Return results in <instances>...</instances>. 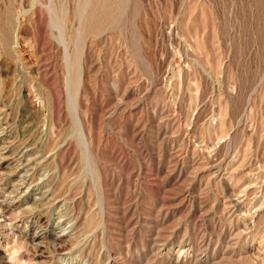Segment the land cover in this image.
Instances as JSON below:
<instances>
[{"label":"rangeland","instance_id":"rangeland-1","mask_svg":"<svg viewBox=\"0 0 264 264\" xmlns=\"http://www.w3.org/2000/svg\"><path fill=\"white\" fill-rule=\"evenodd\" d=\"M0 264H264V0H0Z\"/></svg>","mask_w":264,"mask_h":264}]
</instances>
